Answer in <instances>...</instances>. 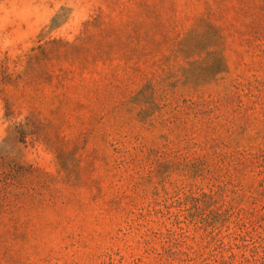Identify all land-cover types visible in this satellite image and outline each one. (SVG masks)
Instances as JSON below:
<instances>
[{
    "label": "rangeland",
    "instance_id": "1",
    "mask_svg": "<svg viewBox=\"0 0 264 264\" xmlns=\"http://www.w3.org/2000/svg\"><path fill=\"white\" fill-rule=\"evenodd\" d=\"M18 167L0 264H264V0H0Z\"/></svg>",
    "mask_w": 264,
    "mask_h": 264
},
{
    "label": "trees",
    "instance_id": "2",
    "mask_svg": "<svg viewBox=\"0 0 264 264\" xmlns=\"http://www.w3.org/2000/svg\"><path fill=\"white\" fill-rule=\"evenodd\" d=\"M59 15H57L52 20V25L55 26L58 23ZM218 58L220 59V62H222V67L224 71L228 68L227 63L225 61V58L223 55H218ZM25 172L26 169L18 167L13 170H11L6 175H0V217L5 213L8 206L13 204L14 198L17 192V189L15 187H19L20 183L19 175L20 173Z\"/></svg>",
    "mask_w": 264,
    "mask_h": 264
}]
</instances>
